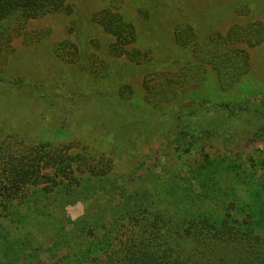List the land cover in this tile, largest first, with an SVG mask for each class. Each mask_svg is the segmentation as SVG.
Returning <instances> with one entry per match:
<instances>
[{
	"label": "trees",
	"instance_id": "obj_1",
	"mask_svg": "<svg viewBox=\"0 0 264 264\" xmlns=\"http://www.w3.org/2000/svg\"><path fill=\"white\" fill-rule=\"evenodd\" d=\"M72 11L68 0H0V57L4 67L16 66L15 57L8 53L14 52L11 42L23 30L9 29L10 23L20 27L49 14ZM94 20L116 38L106 54L116 59L126 57L134 64L137 48L127 46L137 38L133 24L111 8L99 11ZM211 38L207 44L211 54L205 64L217 72L220 87L229 90L248 73L250 54L246 49L221 52L219 40L224 46L240 41L256 46L264 42V24L234 25L225 37ZM66 43L56 47L59 59L66 60L61 54ZM147 53L151 62L147 66L159 69ZM137 64L140 69L145 66ZM80 71L82 85L88 90L74 96V109L65 104L69 98L46 96L47 104L58 101L60 106L48 110L40 106L30 117L20 116L18 127L0 136V253L8 260L6 264H20V256L27 253L40 254L42 259L50 251L56 253L60 241L72 250L69 264H264V218L232 224L229 219L205 215L181 217L155 202L138 200L132 190L131 195L124 194L118 186L121 184L114 182L118 169L112 156L125 142L116 128L122 115L115 107L95 108L111 98L124 100V85L96 92L91 88L101 84L105 74L108 76L106 67L100 69V77L94 76L97 70L93 67ZM203 78L201 73L199 82ZM146 82L151 90L154 85ZM149 90L147 100L152 103L178 95L171 86L159 94ZM73 116L84 118L85 125L81 126L93 130L107 149L98 152L81 141L59 142L57 136L76 122ZM245 118L254 119V124L242 126ZM157 132L174 140V151L180 157L206 144L235 151L242 142L264 134V100L235 104L202 99L183 105ZM103 197L112 204L101 202ZM115 200L121 203L113 204ZM77 203H83L84 208L80 215L71 217L68 209ZM98 247L101 254L92 253Z\"/></svg>",
	"mask_w": 264,
	"mask_h": 264
},
{
	"label": "rangeland",
	"instance_id": "obj_2",
	"mask_svg": "<svg viewBox=\"0 0 264 264\" xmlns=\"http://www.w3.org/2000/svg\"><path fill=\"white\" fill-rule=\"evenodd\" d=\"M68 2L73 7L72 13L49 14L20 27L10 23L9 29L23 30L11 42L10 50L14 52L8 53L10 58L15 57L16 66L4 67L0 57V136L17 128L20 116L30 117L32 110L40 106L44 110L60 106L58 101L47 104L46 96L57 100L69 98L65 104L74 109V96L88 90L82 85L84 76L80 70L93 67L97 70L94 76L100 77L103 74L100 69L106 67L108 76L104 75V82L101 80V84L91 89L101 92L118 89L123 84L125 99H129L111 98L103 106L97 102L99 105L95 107L105 110L115 107L122 115L116 128L121 140L125 136V142L112 156L118 169L114 182L121 184L118 186L124 194L129 195L132 190L138 200L155 202L181 217L205 215L229 219L232 224L264 218V134L242 142L235 151L206 144L180 157L174 151V140L157 132L183 105L202 99L235 104L264 100V42L253 47L243 41L224 46L219 40L221 52L227 48L246 49L250 54L248 73L229 90L220 87L217 72L212 65L205 64L211 54L207 46L211 37H225L234 25L259 21L264 24V0ZM105 8L121 13L136 29L137 38L127 45L137 48L138 60L134 64L126 57L116 59L106 54L116 38L94 20ZM65 42L67 47L62 48L61 54L66 60L56 55V47ZM147 51L159 69L147 66L151 63ZM137 62L144 68L140 69ZM201 73L204 78L199 82ZM146 80L154 85L151 90L146 87ZM168 86L178 93L175 98H162L155 103L147 100L148 90L159 94ZM75 117L72 128L57 136L59 142L81 141L89 149L106 150L107 144L97 139L93 130L81 126L85 125V119ZM254 122L245 118L241 124L250 126ZM107 199L103 197L101 202L112 204ZM83 208V203L71 205L68 215H80ZM71 251L68 244L60 241L56 253L50 251L42 259L40 254L27 253L23 258L20 256V264H69L73 259L68 257ZM100 252L98 247L92 253L100 255ZM2 257L0 253V264H6L8 260Z\"/></svg>",
	"mask_w": 264,
	"mask_h": 264
}]
</instances>
